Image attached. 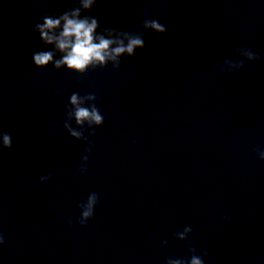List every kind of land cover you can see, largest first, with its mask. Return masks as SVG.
I'll use <instances>...</instances> for the list:
<instances>
[{
    "label": "clouds",
    "instance_id": "9594fccd",
    "mask_svg": "<svg viewBox=\"0 0 264 264\" xmlns=\"http://www.w3.org/2000/svg\"><path fill=\"white\" fill-rule=\"evenodd\" d=\"M96 3V0H79V7L64 11L59 16L45 15L42 23L34 26V31L39 34L44 45L53 46L52 51H38L33 54V62L37 68H44L49 64H54L56 69L66 67L69 71L83 75L89 68L104 67L109 62L114 68L120 67V58L122 56H134L136 49L144 48L145 41L140 35H133L126 31H117L108 27L103 30V34H98L99 22L92 16H82V12L90 10ZM143 27L150 29L157 34L166 32V27L157 20H145ZM61 54L59 59H54L56 53ZM240 55L245 59L252 61L260 59L249 49H241ZM229 69H240L244 67L243 61L233 63L225 61ZM96 97L92 94L81 96L73 93L70 96L69 107L67 111L68 118H74L76 125L83 126L88 124L89 128L93 125L101 126L104 123V117L100 114L95 104L85 107L87 101H95ZM64 127L72 137L86 139L82 131L73 129L68 120ZM4 148L12 147V137L8 133H0ZM90 151V149H86ZM260 159L264 160V152H261ZM85 163L87 156L83 157ZM81 171H86L81 168ZM51 179V176H42L41 181ZM98 203L96 193H91L86 202H82L81 218L79 223L85 226L87 221L93 217V210ZM71 223V222H70ZM192 231L190 227H185L182 232L175 234L180 240L187 238ZM3 237L0 236V244H3ZM192 252L190 260L168 259L167 264H204V261L195 254V249H189ZM207 255V253H205Z\"/></svg>",
    "mask_w": 264,
    "mask_h": 264
}]
</instances>
